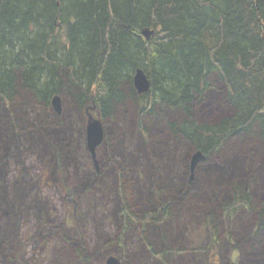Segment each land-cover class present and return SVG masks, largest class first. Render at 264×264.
<instances>
[{"label": "rangeland", "instance_id": "rangeland-1", "mask_svg": "<svg viewBox=\"0 0 264 264\" xmlns=\"http://www.w3.org/2000/svg\"><path fill=\"white\" fill-rule=\"evenodd\" d=\"M210 81L204 101L195 102L194 118L216 123L232 106L218 72ZM122 88L126 95L108 119L91 104L80 113L67 93L59 110L39 105L28 91L20 92L10 111L0 100V264H106L109 256L124 264L264 262L258 127L232 135L218 157L192 171L193 145L171 130L172 122L183 121L182 112L156 104L144 118V134L131 85ZM94 119L104 132L95 156L88 143ZM231 179L258 184L250 189L251 205L232 217L221 211ZM168 201L172 210L160 215L163 220L123 227L124 202L141 212L160 211ZM212 213L215 247L206 223ZM194 246L207 249L195 252ZM161 249V258L151 252Z\"/></svg>", "mask_w": 264, "mask_h": 264}, {"label": "trees", "instance_id": "trees-1", "mask_svg": "<svg viewBox=\"0 0 264 264\" xmlns=\"http://www.w3.org/2000/svg\"><path fill=\"white\" fill-rule=\"evenodd\" d=\"M145 29L155 33L147 37ZM138 68L151 79L143 94L134 86ZM214 72L225 83L232 113L200 122L195 102L204 101ZM124 82L137 99L144 134L146 114L161 103L182 112L183 121L172 122L171 130L208 161L232 135L255 127L264 148V0H0V100L9 111L22 91L47 109L67 93L80 113L91 104L102 119L113 118L126 95ZM251 184L227 182L224 215L251 205ZM171 210L169 201L160 211L141 212L124 202L122 225L163 220ZM214 215L206 223L215 247ZM151 252L161 258L165 250Z\"/></svg>", "mask_w": 264, "mask_h": 264}, {"label": "water", "instance_id": "water-1", "mask_svg": "<svg viewBox=\"0 0 264 264\" xmlns=\"http://www.w3.org/2000/svg\"><path fill=\"white\" fill-rule=\"evenodd\" d=\"M143 33L147 37H150L152 34L155 33V30L145 29ZM134 84L139 93H144L150 90L151 81L143 69L138 68L136 70V73L134 75ZM53 104L59 110L61 105V98L55 97L53 100ZM103 138H104V132H103L102 124L100 121L94 119L89 123L88 126V143L91 152L93 153V156L96 155L95 149L102 142ZM205 158L206 155L202 150L200 149L196 150L191 160L192 171H194L197 164L200 161L204 160ZM106 264H123V262H121V260L115 256H109L106 261Z\"/></svg>", "mask_w": 264, "mask_h": 264}, {"label": "bare ground", "instance_id": "bare-ground-1", "mask_svg": "<svg viewBox=\"0 0 264 264\" xmlns=\"http://www.w3.org/2000/svg\"><path fill=\"white\" fill-rule=\"evenodd\" d=\"M142 60V59H141ZM129 69V68H128Z\"/></svg>", "mask_w": 264, "mask_h": 264}]
</instances>
